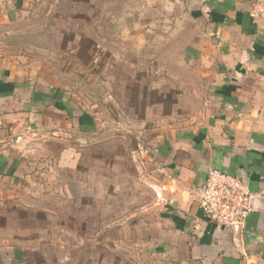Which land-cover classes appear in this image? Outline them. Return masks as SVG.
<instances>
[{
	"label": "rangeland",
	"instance_id": "obj_1",
	"mask_svg": "<svg viewBox=\"0 0 264 264\" xmlns=\"http://www.w3.org/2000/svg\"><path fill=\"white\" fill-rule=\"evenodd\" d=\"M0 3L13 22L2 30L12 38L13 56L46 85V97L71 104L73 114L87 117L79 123L88 126L80 148L70 142L68 124L56 118L54 129L36 135L17 180H0V251H9L8 264L23 256L19 248L27 251L23 264H64L69 255L78 260L83 254L87 264L110 263L118 226L127 230L132 215L142 217L154 194L141 153L147 134L140 128L149 124L157 134L163 115L190 125L203 98L191 91L185 73L177 77L174 67L162 73L160 63H175L183 54L181 39L163 38L167 31L159 28L158 9L166 1ZM144 104L158 108L151 119ZM78 133L72 125L71 136ZM71 159L75 167H63ZM85 231L88 236H80Z\"/></svg>",
	"mask_w": 264,
	"mask_h": 264
},
{
	"label": "crops",
	"instance_id": "obj_2",
	"mask_svg": "<svg viewBox=\"0 0 264 264\" xmlns=\"http://www.w3.org/2000/svg\"><path fill=\"white\" fill-rule=\"evenodd\" d=\"M165 1L158 9L159 28L167 31L163 38L181 39L183 54L175 63H160L162 73L172 67L179 78L185 73L191 91L203 98L190 125L163 115L157 134L149 124L140 128L147 134L148 148L141 153L152 201L142 217L131 216L127 230L118 226L114 259L96 264H264V24L249 18L257 0ZM2 13L7 12L0 8V180H17L36 135L54 129L56 118L68 124L69 140L80 148L88 126L79 123L86 115L73 114L71 104L46 97V85L13 56L9 31H2L13 22ZM144 108L149 119L158 109ZM72 125L79 136H71ZM72 161L63 167H75ZM211 169L242 178L253 194V212L239 230L210 221L196 204V191ZM25 249L19 248L23 256ZM23 256L15 263L23 264ZM69 256L64 264L88 263L87 255ZM11 258L7 249L0 251V264Z\"/></svg>",
	"mask_w": 264,
	"mask_h": 264
},
{
	"label": "built area",
	"instance_id": "obj_3",
	"mask_svg": "<svg viewBox=\"0 0 264 264\" xmlns=\"http://www.w3.org/2000/svg\"><path fill=\"white\" fill-rule=\"evenodd\" d=\"M249 18L264 24V0H257L252 5ZM253 199L242 178L211 169L197 189L195 201L210 221L226 228H242L253 212Z\"/></svg>",
	"mask_w": 264,
	"mask_h": 264
},
{
	"label": "water",
	"instance_id": "obj_4",
	"mask_svg": "<svg viewBox=\"0 0 264 264\" xmlns=\"http://www.w3.org/2000/svg\"><path fill=\"white\" fill-rule=\"evenodd\" d=\"M232 229L233 230H239V229H241V227H233Z\"/></svg>",
	"mask_w": 264,
	"mask_h": 264
}]
</instances>
